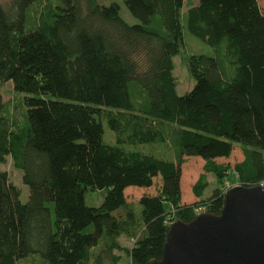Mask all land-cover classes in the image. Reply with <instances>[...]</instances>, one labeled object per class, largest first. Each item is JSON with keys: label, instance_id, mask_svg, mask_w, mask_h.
I'll return each mask as SVG.
<instances>
[{"label": "trees", "instance_id": "trees-1", "mask_svg": "<svg viewBox=\"0 0 264 264\" xmlns=\"http://www.w3.org/2000/svg\"><path fill=\"white\" fill-rule=\"evenodd\" d=\"M12 0L0 3V85L25 93L24 120L4 113L0 93V165L12 157L30 187L27 202L0 169V264H120L121 237L135 239L131 264L161 259L173 222L192 221L199 206L220 214L225 195L204 198L208 173L223 181L234 164L243 185L264 181V11L259 0ZM42 9L31 25V8ZM186 24L215 55L190 54L196 85L181 95L174 58L186 47ZM117 144L104 140V121ZM164 142L173 156L127 144ZM206 160L182 203L186 157ZM138 208L126 189L151 187ZM106 190L100 206L88 188ZM175 207V208H174ZM175 209V214L172 212ZM103 246L104 251L98 250ZM38 259V261H36Z\"/></svg>", "mask_w": 264, "mask_h": 264}, {"label": "rangeland", "instance_id": "rangeland-1", "mask_svg": "<svg viewBox=\"0 0 264 264\" xmlns=\"http://www.w3.org/2000/svg\"><path fill=\"white\" fill-rule=\"evenodd\" d=\"M112 2H118L121 5V15L131 24L139 23L140 20L131 14L127 5L123 0H96L94 5L97 4H110ZM199 0H185V6L183 11L187 10L196 5ZM6 8L10 9L12 7V0H0ZM259 3L264 11V0H259ZM42 9L40 4H34L31 8V25L38 17L39 11ZM187 13L184 15V37L186 42V47L181 50V52L174 58V75L177 81V89L179 94L183 95L190 91L196 85V79L193 77L189 68V57L190 54H210L215 55L214 48L208 44L201 37L194 34L187 26L186 19ZM0 93L3 94L5 101L4 113L8 114L17 121L22 122L24 120V113L26 111V106L24 104L23 98L25 93L16 91L14 83L12 81L3 83L0 85ZM105 133L104 140L107 143L117 144V134L111 128L107 120L104 121ZM164 142L156 143H145L138 144L137 146L126 145L128 148L140 149L147 153H155L160 156H173V149L170 145H164ZM244 156L242 146L236 144L234 151L230 157L218 158L216 161L218 163L231 164V168L227 171L223 181H219V178L214 173H208L209 187L204 193V198L210 197L217 188L224 192V187L226 186V181H229L232 185L231 188L243 185L240 180L238 173L234 170V164L239 162ZM186 161L182 166V203L192 204L199 201L201 198L196 197L193 186L199 179L200 175L205 171L204 166L206 160L201 156H190L186 157ZM0 169L7 171L10 175V179L13 183L19 186L21 189V200L22 202H27L30 196V187L25 184L23 180V172L15 166V163L11 156L7 158V161L0 165ZM162 178L158 176L155 179V183L151 187H138L131 186L126 189V195L128 202L131 203L135 208L139 206L140 198L145 194H158L159 189L162 185ZM252 186V185H251ZM254 186V185H253ZM230 188V189H231ZM106 190L94 189L89 187L86 191V203L90 206H100L105 198ZM175 208V207H174ZM172 208V212L175 214V209ZM207 211L205 206H199L196 212L200 214L201 212ZM178 221V220H177ZM121 243L124 246L123 251H117L121 254L123 260L120 264H131V256L129 254V249L133 247L135 239L128 238L126 236L121 237ZM104 251L103 246L97 249ZM35 261L34 258L29 259L26 263ZM38 261V259L36 260Z\"/></svg>", "mask_w": 264, "mask_h": 264}, {"label": "water", "instance_id": "water-1", "mask_svg": "<svg viewBox=\"0 0 264 264\" xmlns=\"http://www.w3.org/2000/svg\"><path fill=\"white\" fill-rule=\"evenodd\" d=\"M220 214L175 221L161 259L146 264H264V186L228 190Z\"/></svg>", "mask_w": 264, "mask_h": 264}, {"label": "built area", "instance_id": "built-area-1", "mask_svg": "<svg viewBox=\"0 0 264 264\" xmlns=\"http://www.w3.org/2000/svg\"><path fill=\"white\" fill-rule=\"evenodd\" d=\"M231 185L232 184L229 181H226V186L224 187V192L228 191L231 188ZM255 185L264 186V181H261L259 184H255Z\"/></svg>", "mask_w": 264, "mask_h": 264}, {"label": "crops", "instance_id": "crops-1", "mask_svg": "<svg viewBox=\"0 0 264 264\" xmlns=\"http://www.w3.org/2000/svg\"><path fill=\"white\" fill-rule=\"evenodd\" d=\"M220 158H223V157H220ZM224 158H225V157H224ZM217 159H218V158H217ZM242 160H244V156H243V158H242L240 161H242ZM240 161H239V162H240ZM236 163H237V162H236Z\"/></svg>", "mask_w": 264, "mask_h": 264}]
</instances>
